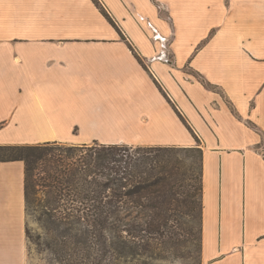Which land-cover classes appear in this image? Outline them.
<instances>
[{"label": "crops", "instance_id": "1", "mask_svg": "<svg viewBox=\"0 0 264 264\" xmlns=\"http://www.w3.org/2000/svg\"><path fill=\"white\" fill-rule=\"evenodd\" d=\"M97 1L0 0V146L200 149L202 264H264V0ZM26 230L0 162V264Z\"/></svg>", "mask_w": 264, "mask_h": 264}, {"label": "trees", "instance_id": "2", "mask_svg": "<svg viewBox=\"0 0 264 264\" xmlns=\"http://www.w3.org/2000/svg\"><path fill=\"white\" fill-rule=\"evenodd\" d=\"M182 149L98 142L0 146V162L25 163L27 221L36 214L42 244L53 256L48 264H153L196 206L178 158ZM199 190L202 242V164ZM26 232L30 240L28 223Z\"/></svg>", "mask_w": 264, "mask_h": 264}, {"label": "rangeland", "instance_id": "3", "mask_svg": "<svg viewBox=\"0 0 264 264\" xmlns=\"http://www.w3.org/2000/svg\"><path fill=\"white\" fill-rule=\"evenodd\" d=\"M62 146L65 144L58 143ZM178 158L182 162L183 171L187 172V183L189 190L195 197L196 206L189 216L180 219L176 233L172 235L174 244L168 246L164 257L159 261H153V264H202L201 259V152L197 149L183 148L178 153ZM39 200L40 195L38 194ZM36 214L28 216V227L31 239L28 240L31 260L48 264L53 259L51 252L45 250L42 244L45 241L44 230L37 222ZM179 238V239H178Z\"/></svg>", "mask_w": 264, "mask_h": 264}]
</instances>
